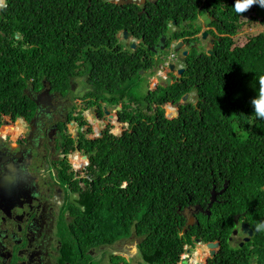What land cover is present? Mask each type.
<instances>
[{
    "label": "trees",
    "instance_id": "obj_1",
    "mask_svg": "<svg viewBox=\"0 0 264 264\" xmlns=\"http://www.w3.org/2000/svg\"><path fill=\"white\" fill-rule=\"evenodd\" d=\"M201 2L158 0L150 4L149 17L140 16L136 4L117 7L105 0H7L1 11L2 113L16 118L24 112L23 85L16 90L6 85L23 82L20 73L36 66L56 76L54 83L67 84L79 62L84 69L80 74L92 89L112 91L130 104L144 102L153 113L144 123L135 120L133 132L123 138L99 141L111 142L104 144L105 154H98L101 172L93 188L80 196L78 208L83 218L76 230L87 248L92 238L93 246H111L134 234L141 240L138 248L146 264H177L185 244L199 238L221 242L209 264H264V231L255 230L264 221V120L255 117L250 103L264 75V51L253 40L233 48V40L226 38L218 45V55L206 56L208 62L186 73L182 83L160 88L161 96L156 91L141 96L137 79L150 67L144 50L123 51L117 38L118 32L128 30L156 47L172 21H195ZM234 3L207 1L223 20L231 17L232 35L240 30L234 25L239 17ZM188 92L198 99L181 108L183 121L168 118L164 107ZM113 100L117 106L118 99ZM225 183L228 190L210 208V216L199 213L198 224L186 226L184 211L193 206L185 204L205 209L210 192ZM238 214L253 236L234 248L229 238Z\"/></svg>",
    "mask_w": 264,
    "mask_h": 264
},
{
    "label": "flooded vegetation",
    "instance_id": "obj_2",
    "mask_svg": "<svg viewBox=\"0 0 264 264\" xmlns=\"http://www.w3.org/2000/svg\"><path fill=\"white\" fill-rule=\"evenodd\" d=\"M207 1L202 0L197 8L194 22L186 20V23L178 24L172 21L167 27V34L162 36L166 39L165 43H161V38L156 47L144 44L138 38L126 40L121 35L118 37L123 51L132 50L135 53L138 48L144 50L143 58L147 59L150 67L144 74L140 71L142 79H137L141 81L138 89L141 96L154 91L161 96L160 88H168L163 85L169 79H172L173 85L182 83L186 73L208 62L206 56L218 55V45L226 38L233 40V48H242L241 38L247 35L244 25L247 19L254 46L264 51V8L253 5L239 14L234 25L242 33L232 35L233 29L229 26L231 17L223 20ZM150 4L151 0H147L139 15L149 17ZM4 5L6 0H0V14ZM202 16L209 20V24L205 25ZM179 42L183 43L184 48L177 51ZM132 43L137 44L136 50L131 48ZM185 50L188 51L187 56L183 53ZM191 56L194 59L190 60ZM163 60L165 63L170 61L174 70L166 71L164 64L159 63ZM81 69L79 62L66 84L54 83L56 76H50L33 66L19 74L23 82L14 80L12 84H6L14 87V90L23 85L24 112L12 118L2 113L0 108V264H146L138 248L141 240L134 234L111 246H93L95 239L92 238L86 242L90 244L87 248L81 242L82 233L76 230L80 218H83L78 211V208H82L80 196L93 188L92 184L101 172L98 154H105L104 144L111 142L99 141L110 136L123 138L124 134L133 132L135 120L141 119L144 123L147 114L153 115L146 110L144 102L130 104L127 98L121 100L122 96H116L112 91L92 89L87 84V77L80 74L84 71ZM180 70L184 72L181 74ZM149 75H155L153 79L159 81H154L153 90L146 92L149 86L147 83V87H144L142 80L148 77L150 81ZM194 86L197 87V84ZM185 96H188L186 105L194 104L198 97L194 92H188ZM114 98L119 101L117 106H113ZM153 107L157 109L155 105ZM129 115H132L131 122L127 121ZM226 185L227 191L228 183L222 189H216L215 203L226 192ZM261 189L264 190V187ZM185 206H193L184 211L186 226H190V217L193 218V225L198 224L195 217L199 213L209 217L198 204ZM241 223L246 222L238 220L229 238L234 248L240 247L246 237L240 230ZM237 238L240 241L237 242ZM195 240L193 244H185L177 264L184 261H187L186 264L192 263L189 255L197 245ZM219 252L212 257L206 255L207 259L202 260L201 264H209L210 259ZM139 255L141 261L138 260Z\"/></svg>",
    "mask_w": 264,
    "mask_h": 264
},
{
    "label": "water",
    "instance_id": "obj_3",
    "mask_svg": "<svg viewBox=\"0 0 264 264\" xmlns=\"http://www.w3.org/2000/svg\"><path fill=\"white\" fill-rule=\"evenodd\" d=\"M109 2L111 4H115L117 5V7H123V5H130V4H144L146 1L145 0H109ZM204 22H205V25L209 24V20H207V18L205 16H202ZM122 35L124 38H126V40H129L133 34L130 33V32H127V31H124L122 32ZM205 36V35H204ZM166 39L163 37L162 40H161V43H165ZM131 48L133 50H136L137 49V44L135 43H132L131 45ZM184 48V45L182 42H179L176 46V50L177 51H180ZM163 49V47H162ZM184 55L187 56L188 55V51L185 50L184 52ZM170 68L171 70L173 71L174 70V66L170 65ZM184 71L183 70H180L179 73H183ZM145 72L144 71H141V74H144ZM173 85V81L172 79H169L167 81V83L163 86L165 87H171ZM198 99V97H196ZM188 101V96H185L183 97V99L181 100L180 103H177L176 105H174L173 103L169 106L170 109L174 110V115L173 113L169 112L168 110L166 111L167 112V115H168V118L170 119H176V120H180L181 119V112H180V108L181 107H185L187 106L186 105V102ZM176 111V112H175ZM182 120V119H181ZM183 121V120H182ZM227 189V185L225 186V189L224 191H226ZM216 195H217V191L215 190V188L213 189V192H212V196H210V202L207 206V209H206V214L209 216L210 215V212H209V209L213 207V204L215 203L216 201ZM193 218L191 217L188 221V225L192 226L193 225V222H192ZM238 220H239V215H237L235 217V223H238ZM240 229H241V232L246 234V237L243 239V241L241 242L240 246L242 247L244 243H248L250 241V238L253 236V232H252V229L250 228V226L247 224V223H241L240 225ZM234 234H237L236 231H234ZM198 245L200 247L203 246V243H201L200 241H197ZM220 245L219 242H216V243H207L205 246L206 248L208 249V254L209 256L208 257H212L214 256L216 253H217V247ZM203 248V247H202ZM207 256H203V259L202 260H205L207 259ZM187 261H184L183 264H186ZM196 264H201V263H196Z\"/></svg>",
    "mask_w": 264,
    "mask_h": 264
},
{
    "label": "clouds",
    "instance_id": "obj_4",
    "mask_svg": "<svg viewBox=\"0 0 264 264\" xmlns=\"http://www.w3.org/2000/svg\"><path fill=\"white\" fill-rule=\"evenodd\" d=\"M3 1H5V0H3ZM105 1H107V2H109V0H105ZM146 2H147V0H145ZM145 2V3H146ZM158 2V0H151V4H153V3H157ZM110 3V2H109ZM144 3V4H145ZM144 4H136V5H138V7H140V8H142L143 7V5ZM6 5H7V0H6ZM6 5H4V7L2 8V9H4L5 7H6ZM115 5V4H114ZM131 5V4H130ZM253 5H258L259 7H262V8H264V0H235V3H234V5H233V8H234V11L237 13V14H243L244 12H246V11H248ZM143 15H145V14H141L140 16H143ZM246 22H249V21H246ZM245 25V24H244ZM246 26H249V24H247ZM246 26H245V28H246ZM124 31H127V32H130V31H128V30H122V31H120V32H118V34H117V38L121 35L122 36V38H124L123 37V35H122V32H124ZM130 33H132V32H130ZM237 33H239V34H241L242 33V30H239V31H237ZM249 33H250V35H251V31L249 30ZM133 34V33H132ZM248 34V33H247ZM252 36V35H251ZM16 38H17V36H16ZM132 38H136L134 35L132 36ZM138 40H140V41H142L143 39H138ZM175 40H177V39H175ZM249 42L250 41H252V37L248 40ZM248 42V43H249ZM174 44V42H172V45ZM245 45H242V48L244 47ZM170 63V61H167L164 65H163V68H165L166 69V71H170V65H171V63ZM163 79L164 80H166L167 79V77L166 76H164L163 77ZM196 96V95H195ZM183 99V98H182ZM197 100V99H196ZM179 103V102H178ZM250 103H251V106H252V108H253V113H254V115H255V117L257 118V119H261V120H264V75H261L259 78H258V94L257 95H255V97H253L252 99H251V101H250ZM172 104V103H171ZM173 104H177V103H173ZM176 112V111H175ZM215 188V187H214ZM215 190H216V188H215ZM217 191V190H216ZM207 209V207L205 208V210ZM210 210V209H209ZM210 212V211H209ZM210 216V215H209ZM237 216V215H236ZM235 216V217H236ZM191 218V217H190ZM236 224V223H235ZM193 226V225H192ZM241 230V229H240ZM255 230L256 231H264V221H260L259 223H257L256 225H255ZM195 239H199V238H194V240ZM201 240V239H200ZM200 240H195L196 241V244L198 243L197 241H200ZM215 241H217V242H219L220 243V245L217 247V251L218 250H220L221 249V242H220V240H215ZM201 242V241H200ZM210 243H212V242H214V241H209ZM201 243H203V248L205 247L206 248V244H205V242L204 241H202ZM214 243H216V242H214ZM245 244V243H244ZM198 245V244H197ZM199 246V245H198ZM241 247V246H240ZM184 247H183V251H184ZM208 250V249H207ZM182 251V252H183ZM208 252L209 251H207V254H205V255H209L208 254ZM202 259H203V256H202ZM202 259H200L199 260V263H201V261H202ZM181 260V259H180ZM196 263H198V262H196ZM196 263H191V264H196Z\"/></svg>",
    "mask_w": 264,
    "mask_h": 264
},
{
    "label": "rangeland",
    "instance_id": "obj_5",
    "mask_svg": "<svg viewBox=\"0 0 264 264\" xmlns=\"http://www.w3.org/2000/svg\"><path fill=\"white\" fill-rule=\"evenodd\" d=\"M248 20H249V19H247V21H248ZM248 23H249V22H247L245 25H247ZM245 30H246V32H247L248 34L245 35L244 38H241V45H245V44L247 43V41L252 37V36L250 35V33H249L250 26H246ZM239 38H240V37H238L236 40H238ZM236 43L238 44V41H237ZM169 54H170V53H169ZM165 59H167V58H165ZM159 63H160V64H165V61H164V60H163V61H159ZM154 76H155V75H149V80H150V81H148V77L143 79L142 82L145 84L144 87H147V83H148V86H149V88L146 89V92H147L148 90H150V91L153 90L152 85L155 84L154 81H159L158 79H157V80H156V79H153ZM149 84H150V85H149ZM150 86H151V87H150ZM144 87H143V88H144ZM88 88H89V87H88ZM168 108H169V106L166 105L165 108H164V110L167 111ZM169 109H170V108H169ZM186 214H187V216H188V213H187V212H186ZM239 239H240V238H237V242L240 241ZM198 249H203V248L200 247V246H198V245H196V247L191 251V254L189 255V257H190L191 260H192V258L196 255ZM207 251H208V250H207ZM185 257H186V255H185ZM190 259H189V261H190ZM138 260H139V261L142 260V258H141L140 255L138 256ZM189 263H190V262H189ZM190 264H191V263H190Z\"/></svg>",
    "mask_w": 264,
    "mask_h": 264
},
{
    "label": "bare ground",
    "instance_id": "obj_6",
    "mask_svg": "<svg viewBox=\"0 0 264 264\" xmlns=\"http://www.w3.org/2000/svg\"><path fill=\"white\" fill-rule=\"evenodd\" d=\"M202 256H204V252L201 253V249H198L196 255L194 256V258H198V263H199V260L202 259ZM192 263H193V258H192Z\"/></svg>",
    "mask_w": 264,
    "mask_h": 264
}]
</instances>
